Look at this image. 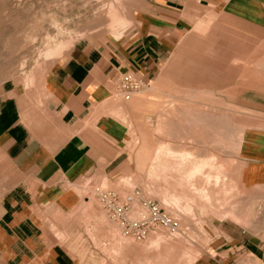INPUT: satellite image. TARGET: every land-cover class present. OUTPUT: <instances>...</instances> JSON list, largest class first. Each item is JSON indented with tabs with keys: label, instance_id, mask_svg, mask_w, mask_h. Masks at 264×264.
I'll list each match as a JSON object with an SVG mask.
<instances>
[{
	"label": "rangeland",
	"instance_id": "1",
	"mask_svg": "<svg viewBox=\"0 0 264 264\" xmlns=\"http://www.w3.org/2000/svg\"><path fill=\"white\" fill-rule=\"evenodd\" d=\"M144 1L114 3L122 5L123 16L131 10L134 20L130 28L124 25L122 30L109 27L108 7L114 0H0V84L14 80L27 88L39 86L57 60L46 52L60 41L71 38L69 50L81 38L102 41L133 35L136 12ZM117 34L121 36L116 38ZM186 38L193 43L213 42L194 28ZM205 49L187 46L173 52L160 62L154 78L133 93L147 90L158 102L146 103L148 109L144 110L132 108L129 160L123 174L113 178L97 174L67 184L76 189L80 201L66 214L52 218L49 229L77 264H195L216 252L221 263L264 264V186L244 188L238 182L237 160L243 130L264 116L262 111L244 110L240 94L244 85L264 92L260 66L264 56L253 58L248 78H233L197 63H215L219 68V56ZM160 75L163 85L157 86ZM113 97L125 104L116 91ZM255 97L264 99L263 94ZM131 101L132 97L127 105ZM195 113H199L198 120L189 119ZM203 113L208 119H203ZM142 129L149 130L151 140L156 139L154 156L144 170L137 167L136 155ZM160 144L170 150L161 152ZM177 146L184 147L185 153L190 151L186 159L181 160L182 152L174 151ZM14 178L13 167L0 151V197ZM128 195L134 201L127 207L123 224L114 204L124 202ZM143 200L155 202L160 213L175 219L177 226L172 229L154 221L142 233L129 230L127 222L146 215L150 218ZM231 211L238 217L226 215ZM225 250L232 254H223ZM0 264H7L1 248Z\"/></svg>",
	"mask_w": 264,
	"mask_h": 264
},
{
	"label": "crops",
	"instance_id": "2",
	"mask_svg": "<svg viewBox=\"0 0 264 264\" xmlns=\"http://www.w3.org/2000/svg\"><path fill=\"white\" fill-rule=\"evenodd\" d=\"M136 13L133 35L77 40L57 57L39 86L27 88L14 80L0 84V151L15 171L0 197V248L7 264H77L49 229L52 218L80 201L67 184L97 174H123L132 108L144 110L146 103L158 102L142 89L132 93L130 107L129 100L119 104L113 97L119 74L131 73L146 85L173 52L201 46L219 56V68L195 62L248 78L253 58L264 56V0H145ZM127 14L128 29L134 20L131 10ZM193 28L212 45L188 40ZM160 76L157 86L163 85ZM242 87V108L264 113V99L255 97L264 92ZM256 119L243 130L237 157L238 182L244 188L264 186V116ZM138 144L137 167L144 170L156 139L142 129ZM206 255L195 264H232L221 263L217 252V257Z\"/></svg>",
	"mask_w": 264,
	"mask_h": 264
},
{
	"label": "built area",
	"instance_id": "3",
	"mask_svg": "<svg viewBox=\"0 0 264 264\" xmlns=\"http://www.w3.org/2000/svg\"><path fill=\"white\" fill-rule=\"evenodd\" d=\"M141 87V83L131 74V73H121L118 76L117 84H116V92L120 96V98L124 101H128L131 98L133 92L137 91ZM139 192H135L137 195ZM132 198L131 195L125 197L124 202L114 204V212L117 217L123 219L126 222L125 213L127 207L131 204ZM142 204L150 209V218L146 216L140 217L137 221L127 222L126 225L129 230H133L136 232H144L145 225L150 222L159 221L164 225L168 226V228H175L177 226V222L175 219H172L165 214L160 213L159 206L151 201V200H143ZM140 233V234H141Z\"/></svg>",
	"mask_w": 264,
	"mask_h": 264
},
{
	"label": "bare ground",
	"instance_id": "4",
	"mask_svg": "<svg viewBox=\"0 0 264 264\" xmlns=\"http://www.w3.org/2000/svg\"><path fill=\"white\" fill-rule=\"evenodd\" d=\"M113 1V0H112ZM117 1L119 2V0H114V2L112 3H110L109 2V7H108V13H107V15H108V20H109V27L111 26L112 28L111 29H113V27H121L120 29H122V26L123 27H126V26H124V25H127V27L130 25V21H129V17L127 16V14H126V12L124 13V16L122 15V13H121V9L119 8V7H121V6H116L114 3H117ZM115 30V29H114ZM123 30V29H122ZM121 31V30H120ZM117 32V31H116ZM115 33V32H114ZM122 33V32H121ZM111 34V33H110ZM120 34H117V36H116V38H118V36H119ZM121 36V35H120ZM72 43H73V40L70 38V39H68V40H64V41H60V42H58V43H56L55 45H53V47H51L50 49H48L47 50V52H46V55H48L49 56V58H52V59H55V58H57L58 56H60L65 50H67L71 45H72ZM264 59V58H263ZM258 61V60H257ZM259 63V62H258ZM257 63V64H258ZM260 63H262L260 66L262 67L261 68V70L262 69H264V63H263V61L261 62V59H260ZM247 65H248V63H247ZM251 65L252 66H254L252 63H251ZM250 65V66H251ZM259 65H257V66H259ZM251 66V67H252ZM247 67V66H246ZM259 68V67H258ZM246 69V68H245ZM260 69V68H259ZM258 77V76H257ZM32 78V77H31ZM28 79V80H30L29 82L31 83L32 82V79ZM259 78V77H258ZM263 78V77H262ZM162 81V80H161ZM33 82H34V80H33ZM263 82V81H262ZM28 83V82H27ZM168 83H170V82H168ZM161 84V83H160ZM159 85V84H158ZM190 108V107H189ZM183 109V108H182ZM191 110H193V109H191ZM195 110V109H194ZM194 112H196V110L194 111ZM193 112V113H194ZM200 113V112H199ZM198 113V114H199ZM209 113V112H208ZM168 114V113H167ZM198 114H192V115H189V119H191V118H195V119H197L198 118ZM202 114V113H201ZM201 114H200V116H201ZM204 114V113H203ZM205 114H206V112H205ZM204 114V117L207 115H205ZM212 113H210V116H212L211 115ZM163 115V114H162ZM186 115V114H185ZM208 116V115H207ZM214 116V115H213ZM201 117H203V116H201ZM201 117H200V119H201ZM203 117V119H208V118H204ZM116 118V117H115ZM211 118V117H210ZM169 119V118H168ZM173 119V118H172ZM188 119V118H187ZM198 120V119H197ZM187 121H189V120H187ZM196 120H194V121H190V122H195ZM164 123V122H163ZM166 123H167V121H166ZM171 123V122H170ZM169 124V123H168ZM161 125V124H160ZM207 126V125H206ZM166 127V126H165ZM167 130V129H166ZM220 141V140H219ZM162 142V141H161ZM163 143V142H162ZM165 143V142H164ZM161 145V152H162V150H170V146L169 147H167V145H164V144H160ZM180 146V145H179ZM182 147V146H181ZM181 147L179 148L178 146H177V148H175L174 147V151H178V152H182V153H180V155H179V157H180V159L182 160V159H186L187 158V156H188V152H190V151H187V153H185V150H184V147H183V149H181ZM237 148H239L238 146H237ZM159 150V149H158ZM176 151V152H177ZM158 152H160V151H158ZM189 155H191V154H189ZM157 157V156H156ZM187 161H188V159H187ZM184 162V161H183ZM191 162V161H190ZM196 162V161H195ZM201 162V161H200ZM189 163V162H188ZM194 164V163H193ZM203 164H205V162H203ZM200 165V164H199ZM201 166V165H200ZM193 169H194V165H193V167H192ZM195 169H197L196 168V166H195ZM225 169V168H224ZM192 170V169H191ZM220 170V169H219ZM196 171V170H195ZM197 172H198V170H197ZM241 172V171H240ZM190 173V172H189ZM191 174V173H190ZM193 174H194V171H193ZM192 175V174H191ZM218 178V177H217ZM227 178V177H226ZM215 179H216V177H215ZM215 188V187H214ZM136 196V195H135ZM175 196V195H174ZM204 197V196H203ZM131 198H132V196H131ZM176 198V197H175ZM204 199H207V197H205ZM134 201V199L132 198V201H131V203ZM231 204V203H230ZM149 210V209H148ZM227 210H228V208H227ZM231 210V209H230ZM150 211V210H149ZM232 212L233 211H231V213L229 212L228 214H226V215H228V216H234V212H233V215H232ZM220 213V212H219ZM225 215V214H224ZM241 216V215H240ZM146 217H147V215H146ZM234 217H238V216H234ZM255 217V216H254ZM218 218V217H217ZM237 219V218H236ZM234 220H235V218H234ZM243 222V221H242ZM61 238V237H60ZM155 241V240H154ZM170 244V243H169ZM61 245V244H60ZM153 250V249H152ZM129 251V250H128ZM131 251V250H130ZM131 252H134V251H131ZM130 252V253H131ZM123 255V254H122ZM126 256V255H125Z\"/></svg>",
	"mask_w": 264,
	"mask_h": 264
}]
</instances>
